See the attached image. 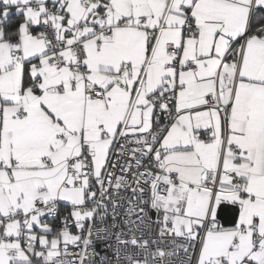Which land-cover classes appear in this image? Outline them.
<instances>
[{
  "label": "snow or ice",
  "instance_id": "snow-or-ice-1",
  "mask_svg": "<svg viewBox=\"0 0 264 264\" xmlns=\"http://www.w3.org/2000/svg\"><path fill=\"white\" fill-rule=\"evenodd\" d=\"M0 264H264V0H0Z\"/></svg>",
  "mask_w": 264,
  "mask_h": 264
}]
</instances>
